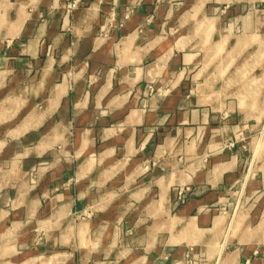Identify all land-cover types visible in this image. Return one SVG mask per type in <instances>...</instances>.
<instances>
[{"label": "crops", "instance_id": "obj_1", "mask_svg": "<svg viewBox=\"0 0 264 264\" xmlns=\"http://www.w3.org/2000/svg\"><path fill=\"white\" fill-rule=\"evenodd\" d=\"M209 2L0 0V264H189L226 233L238 245L216 247L220 264H264L261 236L235 239L218 213L237 155L193 162L229 114L203 76L215 58L202 66L172 27ZM212 79L219 109L198 94Z\"/></svg>", "mask_w": 264, "mask_h": 264}, {"label": "rangeland", "instance_id": "obj_2", "mask_svg": "<svg viewBox=\"0 0 264 264\" xmlns=\"http://www.w3.org/2000/svg\"><path fill=\"white\" fill-rule=\"evenodd\" d=\"M178 17L172 30L181 47L198 52L202 66L209 55L210 60L215 58L203 76L212 72L217 78L214 89L221 97L224 94L225 99L220 103L229 114V130L222 141L207 152L195 149L193 162L197 163L196 169L206 170L217 154L237 155L242 181L229 196H224L226 207L219 204L217 208L219 215H228L230 221L239 222L233 233L235 239L250 240L261 236L258 226L264 219V1L210 0L200 9L193 8L190 3L179 10ZM211 18L216 20L209 24ZM206 30L212 36H205ZM212 45H218L219 49L217 46L211 48ZM212 80L200 88L209 90L212 87V90ZM198 94L201 103L216 104L215 108H220L212 92ZM253 108L261 110L262 115H242ZM189 193L183 202L177 195L175 204H183ZM222 242L223 238L217 246H201L197 254L188 257L189 264H220L216 247L220 248L219 252L223 251ZM237 245L229 244L225 251H232Z\"/></svg>", "mask_w": 264, "mask_h": 264}, {"label": "bare ground", "instance_id": "obj_3", "mask_svg": "<svg viewBox=\"0 0 264 264\" xmlns=\"http://www.w3.org/2000/svg\"><path fill=\"white\" fill-rule=\"evenodd\" d=\"M213 81H214V80H212V84H214V82H215V81H214V82H213ZM214 86H215V85H214ZM211 88H212V87H211ZM211 88H210V89H211ZM198 89H199L198 92L201 93V94H202V93H206V94H207V91H208V93L212 92V94H214V95L216 94V93H215V90H213V89H212V90H210V89L207 90L205 87H204V89H202V88H200V87H199ZM226 90H227V89H226ZM212 94H211V96H212ZM208 95H209V94H208ZM219 95H220V94H219ZM211 96H210V97H211ZM205 97H206V96H205ZM218 97H219V96H218ZM202 100H204V99H202ZM211 101H212V100H211ZM206 102H207V101H206ZM213 102H214V101H213ZM223 222H224L223 217H219V216H218V217L216 218V220H215V228H216V229H217V228H220V226H221V224H222ZM238 223H239V222L236 223V222L234 221V223H233V225H232V228H233L232 231H233V232H234L235 229L237 228ZM230 228H231V227H230ZM258 229H259V231L261 232V239L264 240V223H261V224L258 226ZM229 230H230V229H229ZM228 232H229V231H228ZM231 233H232V232H231ZM229 236H230L229 234L226 235V238H225L224 244L222 245L221 248L225 247V245L228 244V241H229V239H230ZM248 240H249V239H246V238L243 239V238H242L241 241H248ZM223 249H224V248H223ZM231 262H232V261H231Z\"/></svg>", "mask_w": 264, "mask_h": 264}, {"label": "built area", "instance_id": "obj_4", "mask_svg": "<svg viewBox=\"0 0 264 264\" xmlns=\"http://www.w3.org/2000/svg\"><path fill=\"white\" fill-rule=\"evenodd\" d=\"M188 191H190L189 188H181V189H179L178 193H177L178 199L182 200L183 198H185L187 193H188ZM182 202H183V200H182Z\"/></svg>", "mask_w": 264, "mask_h": 264}]
</instances>
